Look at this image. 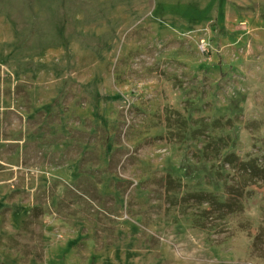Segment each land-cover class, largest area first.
<instances>
[{"label":"rangeland","instance_id":"1","mask_svg":"<svg viewBox=\"0 0 264 264\" xmlns=\"http://www.w3.org/2000/svg\"><path fill=\"white\" fill-rule=\"evenodd\" d=\"M253 159L264 0H0V264H264Z\"/></svg>","mask_w":264,"mask_h":264},{"label":"trees","instance_id":"2","mask_svg":"<svg viewBox=\"0 0 264 264\" xmlns=\"http://www.w3.org/2000/svg\"><path fill=\"white\" fill-rule=\"evenodd\" d=\"M244 166L245 169V175L248 176L251 180L254 179V181L256 180V178L264 181V161H262V163H258L256 161V159H253L251 161H247L244 162L242 161L241 163ZM251 182V183H254ZM247 186H248V182H244L241 185V188H229L227 189V193L232 194V198L225 202V203H221L220 201H218V203L220 204V207H225L226 209H228L229 211H235V210H239L242 208V206H240L241 202L238 200L239 198H242V196L246 195L245 190H247ZM197 195L196 197H200V198H207V196L209 195L208 193H200V194H195ZM235 206V207H234ZM234 207V208H233ZM4 264V263H2Z\"/></svg>","mask_w":264,"mask_h":264}]
</instances>
